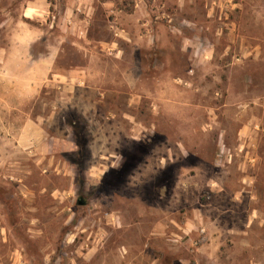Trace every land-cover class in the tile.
<instances>
[{"label": "rangeland", "instance_id": "374dc122", "mask_svg": "<svg viewBox=\"0 0 264 264\" xmlns=\"http://www.w3.org/2000/svg\"><path fill=\"white\" fill-rule=\"evenodd\" d=\"M47 2L0 0V264H264V0Z\"/></svg>", "mask_w": 264, "mask_h": 264}, {"label": "crops", "instance_id": "0c3cea01", "mask_svg": "<svg viewBox=\"0 0 264 264\" xmlns=\"http://www.w3.org/2000/svg\"><path fill=\"white\" fill-rule=\"evenodd\" d=\"M38 1H40L41 4H44L45 6H40V5L38 7L28 6L25 11L31 10L32 11L31 13H34L35 15H36V12L38 14V13L43 11L42 13L44 14L45 11L47 10V7H48L49 3L47 2V0H38ZM42 13H40V14H42Z\"/></svg>", "mask_w": 264, "mask_h": 264}, {"label": "trees", "instance_id": "16d2710c", "mask_svg": "<svg viewBox=\"0 0 264 264\" xmlns=\"http://www.w3.org/2000/svg\"><path fill=\"white\" fill-rule=\"evenodd\" d=\"M143 148V147H142ZM139 161V158H132L130 159V162L129 163H126L127 164V167H131L133 166V164L137 163ZM122 167V166H121ZM120 167V168H121ZM126 169V168H125Z\"/></svg>", "mask_w": 264, "mask_h": 264}]
</instances>
